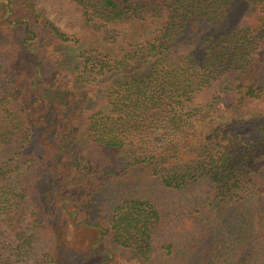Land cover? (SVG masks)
I'll return each instance as SVG.
<instances>
[{"label": "trees", "instance_id": "16d2710c", "mask_svg": "<svg viewBox=\"0 0 264 264\" xmlns=\"http://www.w3.org/2000/svg\"><path fill=\"white\" fill-rule=\"evenodd\" d=\"M75 1L134 42L110 53L0 0V264L36 239L40 264H156V243L181 264H264V111L239 114L264 95V0ZM220 100L233 117L203 128Z\"/></svg>", "mask_w": 264, "mask_h": 264}, {"label": "rangeland", "instance_id": "374dc122", "mask_svg": "<svg viewBox=\"0 0 264 264\" xmlns=\"http://www.w3.org/2000/svg\"><path fill=\"white\" fill-rule=\"evenodd\" d=\"M19 6H24L26 10H34L36 15L46 18L50 23L67 35L77 37L87 42L90 46L108 50L110 53L120 54L123 47L128 45V43L134 42L133 37L135 35L129 33L125 28L118 27L111 29L109 27H102L94 29L92 26L85 24L75 0H18L16 7ZM236 10L240 16H243L245 13L248 14L249 8L241 2L236 6ZM37 25H39V23H37ZM13 65L18 71L24 68V63L19 56L14 59ZM64 79V73L56 72L49 81L52 84H59L62 83ZM205 95L208 98V94ZM206 96H204L202 92H198L193 101L195 103L204 102L208 100ZM223 104L224 101L220 100L215 110H209L207 114L200 119V122L203 123L201 124L203 128L205 126L204 123L211 122L210 119L228 120L233 117L222 109ZM26 105L28 106L27 114L32 123L37 124L45 122V114L40 108V96L38 94H36L32 100H29ZM16 107L19 108L18 105H16ZM263 111L264 95L260 99L247 103L239 114L244 118H249ZM13 151L14 148L11 145H0V161L8 157ZM44 248L45 241L42 243L36 239L32 244V248L28 249L26 253H23L17 260L10 264H40L42 258L41 253ZM151 256L156 264H181L178 260L166 257V255L161 252L160 246L157 243L152 246Z\"/></svg>", "mask_w": 264, "mask_h": 264}]
</instances>
